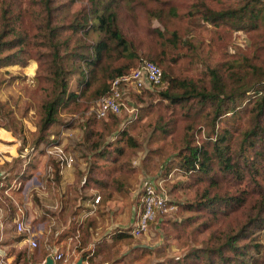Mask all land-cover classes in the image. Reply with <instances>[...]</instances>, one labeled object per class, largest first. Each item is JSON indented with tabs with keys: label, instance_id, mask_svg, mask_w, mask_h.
<instances>
[{
	"label": "trees",
	"instance_id": "16d2710c",
	"mask_svg": "<svg viewBox=\"0 0 264 264\" xmlns=\"http://www.w3.org/2000/svg\"><path fill=\"white\" fill-rule=\"evenodd\" d=\"M90 1L53 26V17L69 11L73 0H0V67L24 66L29 56L38 64L35 76L40 99L32 151L44 155L62 112L83 113L90 102L109 94L114 78L138 67L142 58L152 61L162 71L160 84L153 86L160 87L154 128L170 138L175 164L185 173V183L195 190L194 202L179 206L194 214L168 223L174 226L173 234L186 220H198L199 227L209 231L202 246L191 247L183 257L163 264H264L261 244L252 242L254 233L264 228V184L258 180L260 170L264 173V49L253 55L227 52L233 30L263 35L264 1ZM204 23L215 26L213 39L219 42L222 36L220 54L208 74H192L198 56L193 39L203 43L195 32ZM62 28L72 32L71 43L68 38L59 39ZM91 33L95 39L89 38ZM34 69L35 63L30 61L28 75ZM75 73L79 94L68 90V77ZM0 118L8 120L14 133L23 131L3 106ZM100 119L91 115L82 121L81 144L96 157L87 173L83 172L81 188L86 191L101 183L95 177L101 172L97 160L120 163L124 152L119 142L127 136L125 129L119 131L120 138L117 134L113 140L107 138L118 128L120 116L109 111ZM219 122L222 125L217 128ZM21 137L23 147L26 140ZM128 140L136 145L132 137ZM51 158L56 187L61 182V167L56 156ZM25 159L19 154L14 161L21 169ZM30 160L27 168L34 165ZM6 164L4 171L0 166V181L8 186L18 179L20 170L16 166L6 170ZM126 171L135 170L126 167ZM27 174L22 178H29L32 172ZM8 203V212L14 217L16 208ZM168 234L172 235V229ZM122 235L129 236L126 230L116 237ZM28 260L26 250H21L15 252L12 264Z\"/></svg>",
	"mask_w": 264,
	"mask_h": 264
},
{
	"label": "rangeland",
	"instance_id": "374dc122",
	"mask_svg": "<svg viewBox=\"0 0 264 264\" xmlns=\"http://www.w3.org/2000/svg\"><path fill=\"white\" fill-rule=\"evenodd\" d=\"M91 2L90 0H73L71 8H68L69 11H64V14L53 17V26L62 24L61 18H70L72 14L74 16L75 11H78L83 5H90ZM260 24L263 31L262 36L243 30H233L230 40L227 41V52L229 54L247 52L253 55L258 49H264V15H262ZM215 30V26L206 23L196 30V35L199 34L204 41L199 44L196 37L193 39L197 46L198 56L196 57L197 65L191 66L192 74L195 72L208 74V69L214 66L220 54L218 47H221L220 41L223 39L222 36H220L219 42L213 39L212 34ZM66 38L71 43L72 32L62 28L59 31V39ZM89 38L95 39V34L91 33ZM142 60L147 59L142 58ZM30 61L35 63L32 76L28 75L27 70V64ZM37 65L35 59L29 56L24 66L15 64L0 67V80H2L0 83V106H3L4 110L14 117L17 126L19 127L21 124L23 129V131L17 130V133H14L7 124L8 120L0 118L1 169L6 162V170L12 166H16L17 170H20L18 179L16 178L13 182V187L8 190V193L4 192V189L9 185H6L5 180L0 181V201L6 207L9 204L8 201L13 204L10 196L6 195L11 193L21 208L19 215H25L28 210L30 219L28 223L34 231L36 246H29L28 250L33 253H30L26 264H36L38 260L44 261L51 248L64 254L67 259L65 252L68 246L70 250L76 249L79 245L82 246L84 241L90 237L91 230L97 226L96 220H98L97 223L100 222L99 219L102 220L100 233H104V230L111 226L110 217L117 223L128 227L138 212L141 188L148 180L162 181L168 206L171 209L157 214L148 230L139 238L130 235L125 238L110 262L112 264H163L168 259L176 260L183 257L191 247L202 246L208 238L209 231L200 228L198 220L184 221L182 229L174 234V226L168 223L175 220L179 222L194 214V211L179 209V206L194 202L195 190L185 183V173L175 164L176 151L171 145L170 138L154 128L158 114L157 102L160 87L156 89L151 86L146 88L148 89L146 91L142 90L145 88H140V92L130 87L123 93L124 105L118 113L121 122L118 128L107 137L108 140H113L119 131L126 130L127 136L119 142L124 147V152L120 157L121 161L115 163L108 160H97L96 164L101 167V172L95 177L101 180V183L87 191L81 188L85 179L83 172L87 173L96 157L94 155L93 157L81 144L84 130L82 121L88 116H95L93 108L99 98L90 102L89 109L83 113L62 112L59 115L60 122L52 128L53 134L50 136L48 146L55 142L62 144L63 148L74 157V163L60 170L61 186L59 184L55 187L52 181L53 168L50 164L52 158L46 156V152L43 155L37 150L32 151V141L37 134V106L40 99L39 79L35 76ZM77 78L76 73L69 75L68 90L79 94ZM250 93L253 96V92L250 91ZM247 102L246 100L244 103ZM95 119L101 120L96 116ZM221 125L222 123L219 122L217 128H220ZM201 127L204 134L205 128L203 125ZM21 136H24L26 140L23 147H21ZM118 136L120 138V135ZM128 136L132 137L131 142H136V145H131ZM33 153L35 157H33ZM19 154L21 158L27 157V160L25 159V162L22 163L21 169L19 164L14 161ZM29 154H32L30 158ZM11 156L13 157L10 158ZM29 160L34 164L31 168L26 166ZM126 167L135 171L127 172ZM77 170L80 172V179H78L80 175L76 176ZM24 172L25 174L32 172V174L29 178H22ZM258 180L264 184L262 170H260ZM97 195L101 198L99 203L93 205L92 212L89 210L83 221L80 222L79 214L85 211L83 208L85 201L89 200L86 205L88 208L90 201ZM27 202L29 205H26L25 209ZM104 218L109 222L107 225L103 221ZM170 229H172V235L168 234ZM77 231L80 235L78 240L70 241L66 249L61 242L66 237H74ZM100 237L96 236L94 240ZM252 242L253 244L260 243L261 253L264 251V228L254 233ZM142 247L147 248L140 249ZM92 262L96 264L95 260ZM57 264H64V262L60 261Z\"/></svg>",
	"mask_w": 264,
	"mask_h": 264
},
{
	"label": "built area",
	"instance_id": "2783aa9c",
	"mask_svg": "<svg viewBox=\"0 0 264 264\" xmlns=\"http://www.w3.org/2000/svg\"><path fill=\"white\" fill-rule=\"evenodd\" d=\"M161 79L162 71L160 67L152 61L142 60L139 66L131 70V72L118 76L112 80L109 94L96 101L93 108L95 116L97 118H104L109 111L118 114L121 107L124 105L122 95L125 91L129 90L130 87L135 89L149 88L160 84ZM45 152L48 157L56 156L58 158L61 169L71 166V164L73 165L74 163L72 154L66 151L60 143H51L46 147ZM12 187L13 183L6 187L4 192L8 193V190ZM163 189L164 187L161 180H148L144 183L140 192V206L138 212L130 229L127 230V233L131 237L139 238L148 230L149 225L155 220L157 214H162L171 209V207L168 206L167 195ZM6 195L11 196L10 194ZM100 199V196L97 195L93 198L92 203L96 205L99 203ZM19 210H21V208L18 206V217H12V215L7 212L5 219L13 223V229L17 234L24 236L22 242H26L28 247H35L36 240L34 239V231L30 223H28L26 216L24 214L19 215ZM78 236H80L79 232H77L74 237H71L70 240H78ZM48 255L53 258L54 264L60 261H66L64 254L58 252L56 249L51 248L46 256ZM83 263L87 264L86 261Z\"/></svg>",
	"mask_w": 264,
	"mask_h": 264
},
{
	"label": "crops",
	"instance_id": "0c3cea01",
	"mask_svg": "<svg viewBox=\"0 0 264 264\" xmlns=\"http://www.w3.org/2000/svg\"><path fill=\"white\" fill-rule=\"evenodd\" d=\"M12 157L13 156H11L10 158ZM7 159L9 158L7 157ZM2 173L3 172H0V177ZM60 186H61V182H60ZM10 198H11V201H13L12 205L16 208L15 214L13 216L18 217V203H16L17 200L13 196H10ZM85 202L86 203L83 206L85 211L79 214L80 222L83 221V219L85 218V215H87L89 210L90 212H92V207L93 205H95L92 203L93 202V199H92V201H90L89 203L88 208H86V205L89 202V200H86ZM3 204L4 203L0 201V264H12V261L15 257V252L26 250L28 254V258L30 257L29 256L30 253H33V252L28 250L29 247L26 242H22V239L24 238V236L21 234H17L16 231L13 229V223L5 219V215L9 209H8V206L6 209V206ZM26 205H29V202L25 204V209H26ZM10 214L12 215V213ZM25 216L27 218V221L30 220L28 216V210ZM134 220L135 218L133 219L131 223H133ZM99 221L100 222L97 223L98 220H96L97 226H95L94 229L91 230L92 231L91 234L89 233L90 237L84 241V244L82 246L79 245L76 247V249L70 250L68 244L71 241L70 240L71 236L66 237L61 242V244H63L66 249L68 246V249L65 252L67 259L66 261H64V264H75V262L81 257L82 254H85V259H83V262L86 261L87 264H93L92 262L93 260L96 261V264H112L110 260L114 257L116 250L118 251L119 246L122 244L123 240L129 237V236H123V235L120 237H116V235L120 233L124 234L126 230L130 229L131 223H129L128 227H126L127 225L126 226L121 225L120 223H117L112 217H110L109 221H110L111 226H109L108 229L104 230V233H100L101 232L100 225L102 224L101 223L102 220L99 219ZM103 221L105 222L106 225L107 223H109L106 218H104ZM78 223H79V220H78ZM17 235L23 236L18 242L13 240ZM96 236H101V237L94 240ZM102 241L105 242L104 245L100 244ZM42 262L43 261L38 260L36 261V264H42Z\"/></svg>",
	"mask_w": 264,
	"mask_h": 264
},
{
	"label": "water",
	"instance_id": "95a60500",
	"mask_svg": "<svg viewBox=\"0 0 264 264\" xmlns=\"http://www.w3.org/2000/svg\"><path fill=\"white\" fill-rule=\"evenodd\" d=\"M263 1H264V0H263ZM42 264H54L53 258H52L50 255L46 256L45 261H44ZM75 264H83V259L80 257V258L75 262Z\"/></svg>",
	"mask_w": 264,
	"mask_h": 264
}]
</instances>
